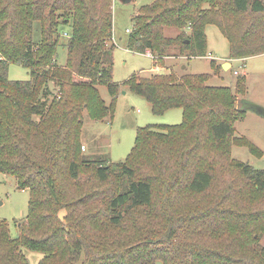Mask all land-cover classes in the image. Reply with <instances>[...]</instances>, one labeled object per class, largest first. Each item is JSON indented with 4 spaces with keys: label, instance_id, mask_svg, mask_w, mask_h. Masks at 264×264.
<instances>
[{
    "label": "trees",
    "instance_id": "1",
    "mask_svg": "<svg viewBox=\"0 0 264 264\" xmlns=\"http://www.w3.org/2000/svg\"><path fill=\"white\" fill-rule=\"evenodd\" d=\"M131 20L127 48L154 58L173 47L186 59L206 55L209 23L227 39L229 58L264 53V0H153ZM165 27L178 32L167 36ZM112 29V0H0V172L29 191L18 236L0 220V264H29L21 248L42 253L37 264H264V169L230 158L233 145L261 154L233 126L245 74L230 87L208 84L211 73L135 72L121 84L155 115L180 108L182 121L138 127L124 161L81 151L83 111L114 113ZM11 63L29 78L10 79ZM112 179L115 187L104 186ZM155 180L166 192L161 206ZM181 187L215 191L182 208L170 198Z\"/></svg>",
    "mask_w": 264,
    "mask_h": 264
},
{
    "label": "rangeland",
    "instance_id": "2",
    "mask_svg": "<svg viewBox=\"0 0 264 264\" xmlns=\"http://www.w3.org/2000/svg\"><path fill=\"white\" fill-rule=\"evenodd\" d=\"M153 0H112V21L113 39L116 47L113 51V76L112 81L120 84V89L115 101L113 115L103 118L93 119L86 111H83V124L81 128V151L89 156L99 155L103 159L112 162L124 161L131 151L136 129L138 127L154 124L177 125L182 121V111L180 108H172L161 115L151 112L149 103L143 98L132 92L130 88L121 84L133 73L138 72L142 75L153 73H166L164 66L173 65L178 73H212L210 66L211 59H217L216 63L221 65L217 76H211L207 81L210 85H222L233 87L235 78L238 75L246 76L245 94L237 95L242 101L243 115L234 122L235 134L243 136L255 145L260 151V155L252 153L246 146L233 145L230 150V158L247 162L255 168L264 169V53L249 56L243 60L232 59L231 68L224 70L221 61L226 59L229 53L227 39L219 31L216 25L207 24L205 33L207 37L206 55L184 59L177 54V49L172 48L168 55L151 57L142 53H134L126 46L128 33L126 29L131 28V18L137 9L149 4ZM38 25V24H36ZM178 32L173 27H165L167 36H174ZM60 42H65V35L59 37ZM168 56H172L171 58ZM173 56H178L173 57ZM66 59V47H57L56 61L64 64ZM152 61L155 67H152ZM185 64V67L182 66ZM237 70L239 74H236ZM140 71V72H139ZM8 77L14 80H25L29 78V70L22 65L11 63L8 67ZM52 87V85H51ZM96 89L106 104L110 101L107 86L97 85ZM237 98V99H238ZM203 161L206 166L207 159ZM213 162L214 182L212 187L215 190L220 186L219 173L221 172L220 163ZM91 170L82 169V175ZM221 174V173H220ZM155 196L157 205L161 206L163 196L166 192L163 184L155 180ZM112 182L116 186V180H109L104 184ZM184 186V185H183ZM211 188V189H213ZM214 190V191H215ZM213 191V192H214ZM212 192V193H213ZM212 193L194 194L186 188L181 187V191L170 198L176 203L182 202L184 207H189L197 199H207ZM254 194L252 192H248ZM257 197H263L257 193ZM29 191L18 188L13 176L0 172V220L6 221L11 237L18 236L19 224L25 218L28 209ZM64 210L59 213L63 215ZM260 243H264V236H261ZM22 253L27 257L29 264H37L42 257V253L21 248ZM156 264H161L157 261Z\"/></svg>",
    "mask_w": 264,
    "mask_h": 264
},
{
    "label": "crops",
    "instance_id": "3",
    "mask_svg": "<svg viewBox=\"0 0 264 264\" xmlns=\"http://www.w3.org/2000/svg\"><path fill=\"white\" fill-rule=\"evenodd\" d=\"M206 29V28H205ZM128 29H126V31H127ZM128 32V31H127ZM112 40H113V42L115 43V45H116V42L114 41V39H113V36H112ZM134 53H138V52H134ZM142 54H145L146 56H149V57H151L152 58V60L154 59V56L149 52V51H145L144 53H142ZM229 54V53H228ZM204 56H208V57H210L211 55L209 54V55H204ZM168 57H172V56H168ZM173 57H177L178 58V56H173ZM180 57H183L184 59H186V56H184V55H180ZM194 58V57H193ZM232 59L233 58H229V57H226V59H224L223 61H221V63H222V65L224 66V70H229L230 68H231V61H232ZM236 59H241V60H243V59H245V58H236ZM213 60H215V63H216V60L217 59H213ZM216 65H218L217 63H216ZM220 65V64H219ZM152 67H155V64H154V62L152 61V65H151ZM182 66H184L185 67V64H183ZM221 66V65H220ZM163 68H165L166 69V71H173V72H175L177 75H181L182 73H178L175 69H174V67H173V65H168V66H164L163 65ZM212 69V68H211ZM222 69V68H221ZM212 71V76H217L218 74V72L217 73H213V69L211 70ZM235 71V70H234ZM237 71V70H236ZM140 72V71H139ZM236 74H239V72L237 71V73ZM243 74H245V72H243ZM246 75V74H245Z\"/></svg>",
    "mask_w": 264,
    "mask_h": 264
},
{
    "label": "water",
    "instance_id": "4",
    "mask_svg": "<svg viewBox=\"0 0 264 264\" xmlns=\"http://www.w3.org/2000/svg\"><path fill=\"white\" fill-rule=\"evenodd\" d=\"M222 67L224 68L223 65H222ZM237 103H238L237 108L242 110V101H241V98H238L237 99Z\"/></svg>",
    "mask_w": 264,
    "mask_h": 264
},
{
    "label": "built area",
    "instance_id": "5",
    "mask_svg": "<svg viewBox=\"0 0 264 264\" xmlns=\"http://www.w3.org/2000/svg\"><path fill=\"white\" fill-rule=\"evenodd\" d=\"M127 31H129V29H128ZM234 72H235V73H237V71H236V70H235Z\"/></svg>",
    "mask_w": 264,
    "mask_h": 264
}]
</instances>
